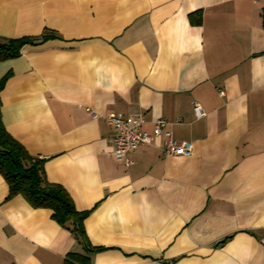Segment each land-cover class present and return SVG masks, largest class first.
<instances>
[{
  "label": "crops",
  "instance_id": "obj_1",
  "mask_svg": "<svg viewBox=\"0 0 264 264\" xmlns=\"http://www.w3.org/2000/svg\"><path fill=\"white\" fill-rule=\"evenodd\" d=\"M43 34L0 62L2 123L102 250L0 176V264H264V0H0V38ZM139 113L191 156L117 164L106 118Z\"/></svg>",
  "mask_w": 264,
  "mask_h": 264
},
{
  "label": "trees",
  "instance_id": "obj_2",
  "mask_svg": "<svg viewBox=\"0 0 264 264\" xmlns=\"http://www.w3.org/2000/svg\"><path fill=\"white\" fill-rule=\"evenodd\" d=\"M51 37L54 36L43 34L37 38H0V62L18 57L26 45L39 44ZM7 80L8 75L0 80V93ZM44 167V160L31 156L7 133L0 112V176L7 184L8 199L19 195L32 208L51 211L53 220L67 229L87 251L102 250L93 248L87 240L84 221L89 213L78 212L66 190L60 185L48 182ZM69 257L73 264H87L88 261L81 255Z\"/></svg>",
  "mask_w": 264,
  "mask_h": 264
},
{
  "label": "built area",
  "instance_id": "obj_3",
  "mask_svg": "<svg viewBox=\"0 0 264 264\" xmlns=\"http://www.w3.org/2000/svg\"><path fill=\"white\" fill-rule=\"evenodd\" d=\"M224 93L221 91L220 95ZM194 114L197 119L203 118L206 114L200 105L194 104ZM89 116L94 119L96 113L89 110ZM109 126L115 129V134L111 139V156L117 164H122L129 168L132 161L128 155L139 147L152 145L157 139L163 140L162 155L189 157L192 154V144L175 141L166 130L167 121L157 119L154 121L153 134H148L142 130L145 122L143 114H135L124 117L120 114H109L106 118Z\"/></svg>",
  "mask_w": 264,
  "mask_h": 264
}]
</instances>
